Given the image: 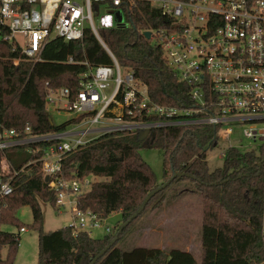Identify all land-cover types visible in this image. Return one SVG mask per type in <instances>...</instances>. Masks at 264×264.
<instances>
[{"label": "trees", "instance_id": "1", "mask_svg": "<svg viewBox=\"0 0 264 264\" xmlns=\"http://www.w3.org/2000/svg\"><path fill=\"white\" fill-rule=\"evenodd\" d=\"M126 12L130 27L99 30L102 42L120 67L132 71L146 86L151 101L172 108L191 106L189 87L168 67L162 50L142 35L145 30L161 26L164 18L145 3H138ZM69 58L73 63H68ZM16 59L20 61L14 65ZM85 61L91 67L112 64L89 30L81 42L58 38L48 42L36 62L25 60L10 43L0 42V125L20 132L21 137H25L26 127L32 135L65 131L70 122L55 124L45 107L46 88L76 90L78 78L86 70ZM215 133L216 129L211 126L161 128L156 130L152 142L140 141L135 131L107 134L68 153L62 163L66 178L100 179L79 197L80 208L102 219L113 213L120 215L119 226L103 238L82 233L74 237L67 227L44 231L39 202L54 208L55 195L46 187L40 173L41 164L28 165L42 153L29 151L44 149L55 142L0 151V179L12 180L13 185L12 194L0 202V229L17 226L15 211L29 206L33 215L31 228L38 235L37 264H90L145 197L157 188L154 173L140 156L141 149H156L162 151L163 182L176 173L183 176L176 177L165 190L152 197L141 215L123 230L113 247L95 264H264V144L257 151L242 152L229 147L223 156V165L210 171L206 154L218 142ZM185 182L192 185L189 191L200 196L199 263L190 253L179 250L164 253L159 249L117 248L121 236L164 191L173 183ZM19 238L0 230V264H14Z\"/></svg>", "mask_w": 264, "mask_h": 264}, {"label": "built area", "instance_id": "2", "mask_svg": "<svg viewBox=\"0 0 264 264\" xmlns=\"http://www.w3.org/2000/svg\"><path fill=\"white\" fill-rule=\"evenodd\" d=\"M138 3L164 18L161 26L142 35L149 32L147 41L162 50L168 67L189 87L191 106L172 108L151 101L146 86L120 67L100 39L101 29L130 27L126 11ZM86 30L112 64L91 67L83 62L86 70L76 90L46 88L45 107L68 118L66 130L32 135L26 127L21 137L0 125V151L55 142L31 149L42 155L28 165L41 164L46 187L55 195L54 209L69 215L72 236L92 237V232L101 231L106 237L114 228L107 225L108 217L79 206L93 176L69 179L63 174V160L78 147L103 135L130 131H147L145 139L151 141L158 129L189 126L214 127L217 141L229 142L239 124L246 125L241 132L245 139L264 141V0H0V42L10 43L27 61H38L54 39L81 42ZM12 192V180L0 179V202Z\"/></svg>", "mask_w": 264, "mask_h": 264}, {"label": "rangeland", "instance_id": "3", "mask_svg": "<svg viewBox=\"0 0 264 264\" xmlns=\"http://www.w3.org/2000/svg\"><path fill=\"white\" fill-rule=\"evenodd\" d=\"M104 11V7L100 8ZM114 14V12H111ZM154 34V33H153ZM125 75V71H122ZM52 120L59 125L67 121L66 118L58 117L52 108H47ZM245 124L234 126V134L230 141L219 140L215 146L210 148L206 154V161L210 171L220 168L223 165V154L229 147H234L242 152L257 151L264 144V141L251 142L245 139L241 132ZM141 158L147 163L154 173L157 187L164 181L162 151L156 149H141ZM91 181L97 182L100 179L92 177ZM192 185L188 182L173 183L170 188L162 193L154 205L148 208L144 214L121 236L117 248L129 251L134 248L159 249L164 253L171 250H179L190 253L196 262L201 260V205L200 196L189 190ZM192 190V189H191ZM159 201V204L157 205ZM42 213L43 229L52 232L70 223L67 213H57L49 204L39 202ZM17 226H2L1 231L13 235H20L19 246L15 256L14 264H37L38 260V235L32 229L33 215L29 206H21L14 213ZM107 225L116 227L120 224V215L113 213L106 220ZM23 226L25 233H19L18 227ZM93 238H103L101 231L92 232ZM264 236V219H263ZM2 255L5 256V250Z\"/></svg>", "mask_w": 264, "mask_h": 264}, {"label": "water", "instance_id": "4", "mask_svg": "<svg viewBox=\"0 0 264 264\" xmlns=\"http://www.w3.org/2000/svg\"><path fill=\"white\" fill-rule=\"evenodd\" d=\"M119 21H121V18H118ZM144 38L146 40L149 39V32H145L144 33ZM147 131H143V132H139L138 133V139L140 141L144 140L147 136ZM155 138V133L151 134V142L154 140ZM183 176L182 174L176 173L174 174L169 180H167L165 183H163L162 185H160L159 187H157L156 189H154L153 191H151L143 200V202L141 203V205L139 206V208L135 211V213H133L131 215V217L125 222L123 223L117 232V235L110 241V243L100 252L98 253V255H96V257L92 260V262L90 264H95V262L97 260H99L109 249H111L113 247V245L117 242L118 240V236L123 232L124 229H126L139 215H141V213L143 212V210L145 209L147 203L149 202V200L154 197L156 194H158L159 192L165 190L170 184L171 182L176 178V177H180ZM47 178H45L44 182H47Z\"/></svg>", "mask_w": 264, "mask_h": 264}, {"label": "crops", "instance_id": "5", "mask_svg": "<svg viewBox=\"0 0 264 264\" xmlns=\"http://www.w3.org/2000/svg\"><path fill=\"white\" fill-rule=\"evenodd\" d=\"M223 156H224V154H223ZM223 156H222V158H223ZM185 188H183V189H181V190H184ZM185 190H188V189H185Z\"/></svg>", "mask_w": 264, "mask_h": 264}]
</instances>
